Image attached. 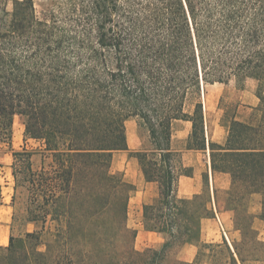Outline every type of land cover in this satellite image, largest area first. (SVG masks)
I'll return each instance as SVG.
<instances>
[{"label": "trees", "instance_id": "obj_1", "mask_svg": "<svg viewBox=\"0 0 264 264\" xmlns=\"http://www.w3.org/2000/svg\"><path fill=\"white\" fill-rule=\"evenodd\" d=\"M9 2L0 0V143L11 144L20 116L52 163L34 170L32 153L14 152L29 221L42 229L11 236L0 264H186L177 251L200 243L214 212L207 192L178 196L179 177L191 171L172 148V124L190 122L188 148L206 150L203 85L244 89L248 79L259 105L245 121L236 110L225 142L209 144L212 171L232 178L227 207L241 240L234 251L227 242L206 247L226 264H264L249 212L259 194L264 221V0H48L41 12L34 0H13L11 10ZM130 119L148 132L150 148L130 156L158 186L143 225L164 235L159 249L136 248L135 187L112 172L115 152L129 150Z\"/></svg>", "mask_w": 264, "mask_h": 264}, {"label": "crops", "instance_id": "obj_2", "mask_svg": "<svg viewBox=\"0 0 264 264\" xmlns=\"http://www.w3.org/2000/svg\"><path fill=\"white\" fill-rule=\"evenodd\" d=\"M215 85H223L224 88L216 94H208L205 85L202 88L206 150L188 148L192 131L190 122L176 120L172 124V148L180 154L183 167L191 171L190 176L181 175L179 177L178 196L191 199L207 192L212 197L211 209L214 212L212 217L202 221L200 243L198 245L185 244L177 251L176 259L186 264H226L227 256L219 254L218 251H212L206 246L223 245L227 242L234 251V244L241 240V232L235 226L234 212L227 207L232 178L227 173L212 171L209 144L210 142L222 144L227 137L231 121L228 124L225 122L227 112L220 105L222 99L230 98L231 104L238 105L236 119L242 121L247 120L249 115L244 114L241 109L251 110L259 105L260 100L257 96V86L255 90L244 87V89H235L233 92L229 84ZM215 85L206 86L213 87ZM235 112L236 110H234L231 120ZM127 123L126 127H128ZM137 127H139L138 124ZM127 137L129 150L115 152L112 165L117 163L116 171L122 173L124 179L135 187L130 197L129 208L131 206L137 208L138 215H140L139 224L134 228L137 232L136 245L140 242V245L146 249L160 248L165 242L164 235L148 231L143 225V206L152 204L158 199V186L154 182L146 181L138 161L130 156L131 152L138 151L140 143L133 136L127 134ZM8 208L0 206V246L3 247L9 244L12 229ZM249 212L254 217L253 228L257 231L259 240L264 243V221L261 219L262 198L259 194L251 196Z\"/></svg>", "mask_w": 264, "mask_h": 264}, {"label": "rangeland", "instance_id": "obj_3", "mask_svg": "<svg viewBox=\"0 0 264 264\" xmlns=\"http://www.w3.org/2000/svg\"><path fill=\"white\" fill-rule=\"evenodd\" d=\"M13 0L8 3V9L11 10L13 7ZM35 6L38 12H41L48 8V0H34ZM257 83L253 79H248L245 83V87L249 90L256 89ZM229 87L234 92L235 89L239 88L236 86L235 81L229 83ZM224 88L223 85L205 86L208 94H216ZM230 98L222 99L221 107L226 110L225 122L231 121L234 110H238V105H233L230 103ZM232 105V106H231ZM229 107V108H228ZM244 114H251V110H243ZM127 134L133 136L137 142L140 143L139 150L149 149L150 143L148 138V132L145 129L137 127L134 119H130L127 123ZM24 119L20 116H16L14 119L13 137L11 144L0 143V206H7L9 221L12 222V229L10 232V237L14 238L24 237L28 232H36L42 229L41 222H30L29 210L31 203V194L28 187L23 183L20 177H15L14 175V152L24 151L32 153V166L34 170H41L42 168L49 169L52 163L51 156L42 150L41 144L31 138L25 137L24 135ZM118 168L117 163L112 165V172L120 173L116 171ZM122 174V173H121ZM138 209L131 206L129 208V218L128 225L131 228H135L139 224L140 215H138ZM53 224L49 222L44 230L42 236V242L46 244L51 238V233L53 231ZM43 250L45 246L41 247ZM136 248L138 250H145L137 243ZM161 248V247H160ZM155 249V248H154ZM159 249V248H156Z\"/></svg>", "mask_w": 264, "mask_h": 264}]
</instances>
